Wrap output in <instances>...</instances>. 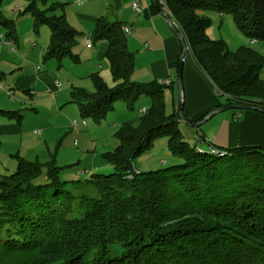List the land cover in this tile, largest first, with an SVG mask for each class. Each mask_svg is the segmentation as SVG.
<instances>
[{
    "label": "trees",
    "instance_id": "obj_1",
    "mask_svg": "<svg viewBox=\"0 0 264 264\" xmlns=\"http://www.w3.org/2000/svg\"><path fill=\"white\" fill-rule=\"evenodd\" d=\"M25 1L21 13L30 14L33 30L49 29L43 60L80 62L73 50L82 33L69 24L65 3ZM111 1L118 6L119 0ZM161 6L225 104L264 108V55L246 45L232 51L210 38L211 19L201 13H229L247 37L263 40L264 0H163ZM124 26L96 18L90 45L106 43L103 58L113 85L92 72L93 91L72 87V102L93 122L117 101L132 110L145 95L149 107L122 123L117 146L103 154L113 167L109 174L61 180L52 155L45 162L13 155L15 171L0 175V264H264V148L216 147L222 153H210L190 146L177 112L165 110L166 85L131 78L134 52ZM0 27L6 41L17 42L12 20L0 16ZM0 117L20 122L21 114L0 108ZM161 136L181 162L135 172L134 158Z\"/></svg>",
    "mask_w": 264,
    "mask_h": 264
},
{
    "label": "rangeland",
    "instance_id": "obj_2",
    "mask_svg": "<svg viewBox=\"0 0 264 264\" xmlns=\"http://www.w3.org/2000/svg\"><path fill=\"white\" fill-rule=\"evenodd\" d=\"M53 1L65 3L63 12L69 24L82 34L91 32L93 22L79 17L78 13L80 12H89L92 15L97 14V16L103 14L110 20L116 19L115 13L117 10L112 2L110 4L108 2L111 0H49V3ZM25 4V0H4L0 4V16L12 20L17 35V43H12L9 48L5 43L4 31L0 27V70L2 71L0 73L3 74H0V103H4L5 110H16L21 114L18 126L21 133L22 129L24 131L30 127L32 128H30V132L35 140H29L25 133L23 136L17 137L18 140H21L22 147L35 144L31 148L32 150L28 151V156L24 158L30 161L45 162L52 159L53 156L56 165L62 168L59 173L61 180H84L90 178L94 173L109 174L113 172L112 165L104 160L103 154L113 151L118 144L116 135L122 123L134 119L139 113V106H146L144 103L149 102V98L142 95L134 104L132 110L127 109L124 101H117L114 103V110L109 112L100 122H93L89 118L82 119L77 104L72 102L71 98V83L69 80L75 79L66 78L68 69L66 66L69 63L73 67L71 72L75 75L79 74L80 79H76L72 87H80L91 92L93 91L92 82L88 75L83 78V74L86 67H91L93 63L91 61L83 64H70V60L65 59L61 66H56L54 60L44 61L42 56L48 44L49 29L46 26H41L36 31L33 30V19L30 14L21 13ZM18 8L19 10H17ZM56 13L60 14V10H57ZM201 13L211 19V23L206 29V33L210 38L223 40L228 49L232 51L241 45H246L264 55V39L251 40L247 37L236 27L231 14L220 15L213 11H201ZM117 18L121 19L122 17L118 16ZM122 21L129 22L127 18H122ZM82 38L81 36L78 39L73 50L74 53H78L79 49L83 47ZM126 40L129 49L133 51L132 46L129 44V34L126 35ZM14 47L18 50L15 54L10 51ZM94 47L88 46L86 50L89 53H94ZM6 50L11 55L4 53L6 55L2 60L1 54L7 52ZM26 54L28 57L25 56ZM85 54L87 53L83 52L80 56L85 59ZM21 57H23L21 67L13 65L16 58L20 63ZM95 64L96 66L102 64V67H97L95 72L98 71L109 86L113 85L106 60L104 58L97 59ZM27 68L39 72L42 78L39 80V87L33 86L32 90L26 93L23 90L16 89L15 84L20 72L22 70L26 72ZM173 76H175V70ZM259 77L264 79V68L260 70ZM10 80L12 81V85H10L12 89L8 87V81ZM49 84L51 85L48 86ZM219 99L223 100L222 97H219ZM14 103L15 106L10 107ZM169 110V105H167V113L170 112ZM242 111L228 109L218 112L198 128L182 121H179L178 127L182 132L183 139L190 146H193L195 145V134H199L201 130H207L214 125L216 126L215 123L222 120L233 122L232 114L241 113ZM35 125L45 126V131L42 134L36 133V130L33 129ZM13 128L16 129V126H13ZM13 128H10V130ZM45 138L46 144L43 142ZM46 147L49 148V151ZM16 153L15 149L11 153L12 155L4 154V156H0V175L15 171L17 161L13 155ZM20 156L23 157V155ZM180 162L181 159L173 156L168 150L167 138L161 136L154 141L149 149L134 158L133 169L135 172H138L139 169L145 172ZM111 248L113 252H118L117 246H111Z\"/></svg>",
    "mask_w": 264,
    "mask_h": 264
},
{
    "label": "crops",
    "instance_id": "obj_3",
    "mask_svg": "<svg viewBox=\"0 0 264 264\" xmlns=\"http://www.w3.org/2000/svg\"><path fill=\"white\" fill-rule=\"evenodd\" d=\"M108 2L110 4L112 1ZM133 2L139 3L141 8L139 12H136L131 8L130 5ZM114 8L117 10L115 13L116 19L114 20L122 21V18H127L129 20V22H123L125 23V26L130 29V32L126 35L129 34V44L132 46L133 52L135 53L134 69L131 78L138 82L156 81L157 83L169 79L170 84L166 85V91H164L165 110L167 112V105H169V113L176 111V100L178 96L176 75L178 60L181 54V44L172 29V24L175 25L173 19L167 15V12L164 11L162 7L161 9L164 13L159 11L152 3V0H119L118 6ZM118 10L120 11L118 12ZM78 15L88 21H92L94 25L96 18L103 14L97 16V14L92 15L89 12H80ZM118 16L122 18L118 19ZM89 34L90 32L82 34L83 38L81 42L83 47L78 51L80 62L73 63L70 61V64H83L84 62L92 61V66H88V68L86 67L84 70L83 78H85L86 75L89 76L92 71L95 72L97 67H102V64L96 66L95 61L103 58L107 47L105 42L98 43L95 47L87 45L84 38ZM11 44H7L9 48L11 47ZM88 46L94 47V53H89L86 50ZM6 51L7 52L1 54L2 60L6 54L11 55L8 53V50ZM10 51L13 52V54L18 52L15 47L10 49ZM83 52L87 53L85 54V59L80 56ZM25 56H27V54ZM21 58L20 63L16 58L13 65H19L18 67H21L20 64H22L23 57ZM71 66L72 65H69V63L66 66L68 68L66 78L75 80L80 79L79 74L75 75L71 72L73 68ZM174 70L175 76H173ZM40 78H42V75L39 72L37 73L34 71L32 68H27L26 72L22 70L15 84L16 89L23 90L27 93L32 90L33 86L39 87ZM75 80H69L71 83V89L73 83L76 82ZM182 84V111L192 120L198 121L216 105L225 104L224 100H220L216 95L214 86L209 77L199 68L192 56L188 54L183 65ZM10 85H12L11 80L8 81V87L12 89ZM50 85L51 84L48 86ZM15 103L10 107H14ZM144 104L146 106H139V113L141 112V109L149 107L150 100ZM0 108L4 109V103H0ZM210 118H212V116L208 119ZM232 121L234 123L229 122L228 120H222L215 123L216 126L214 125L207 130H201L200 133L204 137H208L211 143L218 147L231 148L235 146L256 145L264 148V113L253 110H243L241 113H233ZM19 124L20 122L15 121L14 119L0 118V156H4V154L12 155L11 153L16 149L17 154L27 157L28 151L32 150L31 148L35 146L33 143L29 144L28 147H22L21 140L17 139L18 136H23L25 133V136L29 140L33 141L35 139L31 136V127L24 131L22 129L21 133V129L18 127ZM13 126H16V129H14ZM44 127L45 126L43 125H35L33 126V129L36 130V133L42 134L45 131ZM10 128L13 129L10 130ZM43 142L46 144V138L43 139ZM46 148L49 151V148Z\"/></svg>",
    "mask_w": 264,
    "mask_h": 264
},
{
    "label": "water",
    "instance_id": "obj_4",
    "mask_svg": "<svg viewBox=\"0 0 264 264\" xmlns=\"http://www.w3.org/2000/svg\"><path fill=\"white\" fill-rule=\"evenodd\" d=\"M152 3L154 4V6L159 11H162V13H164V11L161 9L160 5L158 4L157 0H152ZM168 20H169V18H168ZM172 29H173L176 37L179 39L180 44H181V54H180V57H179L178 69H177V75H176L177 76V89H178L176 112H177V116L179 118V121L185 122V123L189 124L192 127L198 128L209 117L213 116L214 114H216L218 112H221V111H224V110H228V109L253 110V111H258V112L264 113V108H261V107H257V106H253V105H249V104L232 103V104H218V105H216L213 109L208 111L198 121L192 120L189 117H187L182 111V103H183V97H182V92H183L182 72H183L184 61H185V59L187 57V54H188V47H187V44H186L184 38L182 37L180 32L176 29L175 25H173V24H172ZM195 135H200V136L204 137L201 133L195 134ZM204 138H206L208 140V144H209L210 147H213L216 150H218L216 148L218 146L213 145L208 137H204ZM195 144H196V141H195ZM219 152H221V151H219Z\"/></svg>",
    "mask_w": 264,
    "mask_h": 264
},
{
    "label": "built area",
    "instance_id": "obj_5",
    "mask_svg": "<svg viewBox=\"0 0 264 264\" xmlns=\"http://www.w3.org/2000/svg\"><path fill=\"white\" fill-rule=\"evenodd\" d=\"M157 1H158L159 5L161 6L163 0H157ZM130 6L136 12H139L140 9H141L139 3H137V2H133ZM162 9L165 10L163 7H162ZM123 31H124L125 34H127V33L130 32V29L125 26V27H123ZM84 41H85V43L87 45H90L91 44L90 38L88 36H86L84 38ZM5 43L8 44V45L10 44V42L9 41H6V40H5ZM158 83L168 85V84H170V80L169 79H165V80H162V81H160ZM141 112H144V108L141 109ZM74 123H75V121H74ZM194 139L196 141L195 146H196V148L198 150H200V151H208L210 153H219L218 150H216L215 148L209 146L208 140L206 138H204V137H202L200 135H195L194 136Z\"/></svg>",
    "mask_w": 264,
    "mask_h": 264
}]
</instances>
